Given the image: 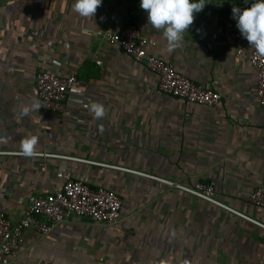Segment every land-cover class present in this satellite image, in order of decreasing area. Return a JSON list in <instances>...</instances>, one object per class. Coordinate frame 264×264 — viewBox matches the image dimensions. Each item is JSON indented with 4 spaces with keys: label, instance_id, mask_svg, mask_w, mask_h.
<instances>
[{
    "label": "crops",
    "instance_id": "crops-1",
    "mask_svg": "<svg viewBox=\"0 0 264 264\" xmlns=\"http://www.w3.org/2000/svg\"><path fill=\"white\" fill-rule=\"evenodd\" d=\"M75 0H0V210L17 219L29 193L59 187L63 176L113 190L119 227L73 217L39 235L23 230L13 264H264V228L168 184L202 180L223 204L264 224L247 200L264 185V107L254 68L234 49L250 47L232 17L254 0H204L182 47L166 50L140 0H102L93 18ZM135 24L147 49L196 83L219 92L214 105L159 92L155 76L106 43L98 31ZM77 70L63 114L20 115L36 100L32 73ZM106 109L95 119L89 108ZM38 137L35 158L20 142ZM140 172V173H138ZM166 180V181H164Z\"/></svg>",
    "mask_w": 264,
    "mask_h": 264
},
{
    "label": "built area",
    "instance_id": "built-area-1",
    "mask_svg": "<svg viewBox=\"0 0 264 264\" xmlns=\"http://www.w3.org/2000/svg\"><path fill=\"white\" fill-rule=\"evenodd\" d=\"M97 34L108 44L142 64L155 76L159 92L177 99L201 105H214L220 101L219 92L196 83L177 71L164 58L147 49L145 34L133 23H126L116 29L98 31ZM234 52L242 56L254 68L255 90L258 103L264 107V57L256 54L254 48L237 46ZM78 64L73 71L53 72L43 64L35 66L32 73L33 89L43 106L40 114H63L68 94L76 82ZM9 151L0 150V154ZM140 173V172H138ZM141 174V173H140ZM166 181V180H164ZM175 188L215 204L264 228V224L220 202L212 185L194 180L188 185L166 181ZM247 200L254 206L264 208V185L253 186ZM121 199L113 190L102 186H90L81 179L65 175L58 188L49 192L29 193L25 196L24 207L17 219L0 210V264H13L12 255L18 248L24 229L30 228L39 235H45L59 223L73 217H84L97 224L119 227ZM29 264H52L48 259L34 260Z\"/></svg>",
    "mask_w": 264,
    "mask_h": 264
},
{
    "label": "clouds",
    "instance_id": "clouds-1",
    "mask_svg": "<svg viewBox=\"0 0 264 264\" xmlns=\"http://www.w3.org/2000/svg\"><path fill=\"white\" fill-rule=\"evenodd\" d=\"M101 4L102 0H75L72 9L81 17L93 18ZM205 4L204 0H140L139 6L146 12L147 22L153 28L162 30L166 50L170 54L182 47L184 33L194 23L195 13L201 11ZM232 17L242 37L258 56L264 57V0H254L243 9L234 5ZM42 106L38 100H32L30 104L21 106L20 115L28 117ZM89 111L95 119H102L106 115V109L101 103H92ZM38 142L35 135L24 138L19 145L20 154L28 158L39 156Z\"/></svg>",
    "mask_w": 264,
    "mask_h": 264
},
{
    "label": "rangeland",
    "instance_id": "rangeland-1",
    "mask_svg": "<svg viewBox=\"0 0 264 264\" xmlns=\"http://www.w3.org/2000/svg\"><path fill=\"white\" fill-rule=\"evenodd\" d=\"M126 1H130V0H126ZM234 0H222V2L224 3H227V7L228 6H233L230 2H233Z\"/></svg>",
    "mask_w": 264,
    "mask_h": 264
}]
</instances>
